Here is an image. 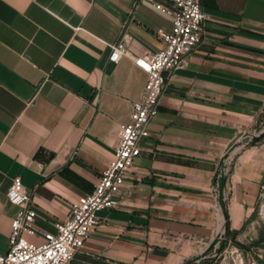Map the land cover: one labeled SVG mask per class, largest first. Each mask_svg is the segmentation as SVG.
Instances as JSON below:
<instances>
[{
	"label": "crops",
	"instance_id": "crops-1",
	"mask_svg": "<svg viewBox=\"0 0 264 264\" xmlns=\"http://www.w3.org/2000/svg\"><path fill=\"white\" fill-rule=\"evenodd\" d=\"M202 8L200 44L167 73L115 206L97 212L69 264H189L213 239L247 235L264 192V135L232 150L225 178L217 172L239 136L264 130V0ZM171 27L148 0H0V254L19 210L6 196L14 177L39 230L91 193L144 92L130 56L161 49ZM120 37L129 56L109 61Z\"/></svg>",
	"mask_w": 264,
	"mask_h": 264
},
{
	"label": "built area",
	"instance_id": "built-area-1",
	"mask_svg": "<svg viewBox=\"0 0 264 264\" xmlns=\"http://www.w3.org/2000/svg\"><path fill=\"white\" fill-rule=\"evenodd\" d=\"M148 1L172 17V27L161 33L164 43L161 49L146 56H130L147 74V80L141 100L132 103L130 122L119 128L118 144L111 159L91 193L72 202L66 219L54 222L52 230H39L35 226L36 212L31 193L25 189L20 177H14L6 196L10 203L19 206V210L11 219L8 250L0 254V264H69L97 226V212L115 206L116 194L140 154L141 142L149 137L151 120L158 114L160 96L169 79L167 73L185 66L188 55L201 42L207 18L202 0ZM111 48L109 61L117 62L122 56H129L122 37ZM254 135L239 136L234 146L225 151L218 177L225 178L227 170L224 168L232 150L248 145Z\"/></svg>",
	"mask_w": 264,
	"mask_h": 264
},
{
	"label": "rangeland",
	"instance_id": "rangeland-1",
	"mask_svg": "<svg viewBox=\"0 0 264 264\" xmlns=\"http://www.w3.org/2000/svg\"><path fill=\"white\" fill-rule=\"evenodd\" d=\"M247 232L240 238L241 242L225 241L220 251L221 239H218L209 254L206 248H202L196 260L189 264H264V192Z\"/></svg>",
	"mask_w": 264,
	"mask_h": 264
},
{
	"label": "water",
	"instance_id": "water-1",
	"mask_svg": "<svg viewBox=\"0 0 264 264\" xmlns=\"http://www.w3.org/2000/svg\"><path fill=\"white\" fill-rule=\"evenodd\" d=\"M262 135H264V130H263L261 133H259L258 135H254L252 138H257V137L262 136ZM233 146H234V144H231V145L227 148V150L231 149ZM227 150H226V151H227ZM222 186H223V181H220V182H219L220 190L222 189ZM223 215H224V217H226V213H225V211L223 212ZM218 241H219L218 238L213 239V240L210 242L209 246L207 247L206 251L208 252V251H209V250H210V249H211V248H212V247H213ZM219 242H220V243H219V251H220V250L222 249L224 243H225V240H224V239H221Z\"/></svg>",
	"mask_w": 264,
	"mask_h": 264
},
{
	"label": "trees",
	"instance_id": "trees-1",
	"mask_svg": "<svg viewBox=\"0 0 264 264\" xmlns=\"http://www.w3.org/2000/svg\"><path fill=\"white\" fill-rule=\"evenodd\" d=\"M257 140H259V138H257V139H252L251 142H255V141H257Z\"/></svg>",
	"mask_w": 264,
	"mask_h": 264
}]
</instances>
